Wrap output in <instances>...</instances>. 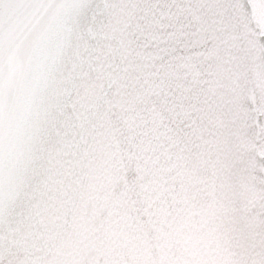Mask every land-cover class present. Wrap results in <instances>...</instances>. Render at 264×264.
Instances as JSON below:
<instances>
[{
	"label": "snow or ice",
	"instance_id": "1",
	"mask_svg": "<svg viewBox=\"0 0 264 264\" xmlns=\"http://www.w3.org/2000/svg\"><path fill=\"white\" fill-rule=\"evenodd\" d=\"M0 264H264V0H0Z\"/></svg>",
	"mask_w": 264,
	"mask_h": 264
}]
</instances>
